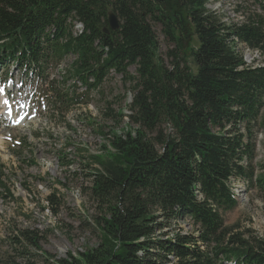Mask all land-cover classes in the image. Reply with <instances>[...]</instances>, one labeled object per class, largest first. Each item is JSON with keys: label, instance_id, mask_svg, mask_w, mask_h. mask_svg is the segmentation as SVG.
<instances>
[{"label": "trees", "instance_id": "1", "mask_svg": "<svg viewBox=\"0 0 264 264\" xmlns=\"http://www.w3.org/2000/svg\"><path fill=\"white\" fill-rule=\"evenodd\" d=\"M206 2L0 0V67L41 78L53 106L86 103L110 71L134 81L128 118L138 128L112 134L100 153L88 155V190L106 210L99 243L42 264H264V237L234 233L222 217L236 205L230 179L252 176L244 163L255 158L253 127L260 118L264 124V64H246L236 47L264 54V22L226 24ZM109 12L120 20L116 30ZM154 25L170 45V67ZM68 56V75L83 94L49 82V65ZM162 124L170 133L149 138L147 131ZM258 181L264 185V175ZM184 218L195 233L163 231ZM31 243L39 248L36 238Z\"/></svg>", "mask_w": 264, "mask_h": 264}, {"label": "rangeland", "instance_id": "2", "mask_svg": "<svg viewBox=\"0 0 264 264\" xmlns=\"http://www.w3.org/2000/svg\"><path fill=\"white\" fill-rule=\"evenodd\" d=\"M206 8L214 11L226 24H239L261 18L260 0H207ZM120 21V20H119ZM77 27V26H76ZM159 55L170 67V45L159 25H154ZM236 49L246 64H264V54L238 44ZM73 56L46 70L49 82L62 93L83 94L86 88L69 77ZM136 75L135 67L128 68ZM8 81L0 84V264H42L46 259H69L99 243L97 223L106 214L88 188V155L98 154L112 134L122 135L138 125L130 123L128 105L135 91L134 81L110 71L102 83L84 97L86 103L53 106L50 93L41 78L27 75L9 65L0 67ZM36 92V93H35ZM4 95L13 97L14 118L4 120L1 105ZM52 99V100H51ZM59 106V108H58ZM118 112L122 114L118 116ZM264 116V108L262 110ZM255 158L244 163L249 179H230L236 205L223 212L224 225H234V233L244 237H264V124L261 118L252 129ZM158 131L169 134V124L147 131L149 138ZM159 149L161 147L157 146ZM53 196L52 200H48ZM158 222H165L152 212ZM194 232L189 218L172 219L163 231ZM36 238L37 247L31 241Z\"/></svg>", "mask_w": 264, "mask_h": 264}, {"label": "water", "instance_id": "3", "mask_svg": "<svg viewBox=\"0 0 264 264\" xmlns=\"http://www.w3.org/2000/svg\"><path fill=\"white\" fill-rule=\"evenodd\" d=\"M108 25L111 30H116L119 28V21L113 12L108 13Z\"/></svg>", "mask_w": 264, "mask_h": 264}, {"label": "bare ground", "instance_id": "4", "mask_svg": "<svg viewBox=\"0 0 264 264\" xmlns=\"http://www.w3.org/2000/svg\"><path fill=\"white\" fill-rule=\"evenodd\" d=\"M4 113H6V110L4 111ZM12 120H13L14 123H16V122H18L20 119H18V118H14V117H13Z\"/></svg>", "mask_w": 264, "mask_h": 264}]
</instances>
